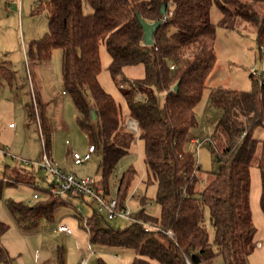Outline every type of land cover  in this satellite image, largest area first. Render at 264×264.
I'll return each instance as SVG.
<instances>
[{"label":"trees","instance_id":"1","mask_svg":"<svg viewBox=\"0 0 264 264\" xmlns=\"http://www.w3.org/2000/svg\"><path fill=\"white\" fill-rule=\"evenodd\" d=\"M214 4L222 14L220 27L232 30L236 20L254 27L261 53L264 15L256 6L264 0H40L35 10L47 13L49 32L29 45L27 59L46 62L54 50L62 51L65 93L72 97L79 112L77 123L100 157L94 188L108 198L116 196L123 206L137 172L130 168L122 175L115 195L111 194L110 178L136 140L144 145L148 186L157 184L155 202L160 212L150 214L143 197L134 217L160 230L146 231L143 224L130 222L125 229L117 228V222L97 211L87 220L90 244L132 249L137 255L132 264H248L256 232L250 208V169L258 147L264 213V140L254 137V130L264 127V78L254 79L251 74L253 89L249 92L217 88L211 93L210 104L221 114L209 140L218 169L208 172L204 183L199 163L186 148L198 124L195 108L217 61L218 26L211 20ZM163 5L167 18L156 31L154 44L147 46L140 19L148 23L164 19ZM86 7L91 10L87 12ZM102 43L112 58L110 74L137 123L138 134L126 129L122 107L99 82ZM139 65L144 67V76L130 80L125 69ZM13 78L10 64L1 63L0 87L3 80L12 86ZM26 108L28 127L37 124L39 117L50 157L53 135L45 114L32 104ZM221 136H226L223 150L215 141ZM15 168L16 175L5 179L9 185L20 183L22 175L30 179L37 175L34 169ZM43 191L44 198L33 206L12 203L13 213L32 223L41 218L52 220L59 204L84 199L75 196L60 201L47 189ZM207 209L213 240L205 226ZM7 231L8 226L0 222V264H13L1 244ZM58 252L63 258L62 248ZM97 264L107 263L98 259Z\"/></svg>","mask_w":264,"mask_h":264},{"label":"rangeland","instance_id":"2","mask_svg":"<svg viewBox=\"0 0 264 264\" xmlns=\"http://www.w3.org/2000/svg\"><path fill=\"white\" fill-rule=\"evenodd\" d=\"M39 1L0 0V65L4 62L9 63L14 76L12 86L3 80L0 87V144L9 147L10 153L18 158L28 161L42 160L43 151L37 124L31 127L27 124L26 106L32 104L35 110L44 112L49 119L53 134L50 157L61 169L75 174L78 178L96 179L100 162L97 154L83 165L75 166L73 163V153L81 155L86 153L89 137L77 123L79 112L72 97L65 93L62 51L54 50L52 58L46 62L27 59L29 45L49 32L47 13L35 11ZM85 10L89 12L91 9L86 7ZM256 10L260 15H264V4L257 5ZM221 18L222 14L214 4L211 9V20L218 26L215 43L217 61L208 78L203 97L195 108L198 124L191 131L190 141L186 147L200 165L199 175L202 183L206 181L208 172H216L218 169V161L211 151L209 140L221 114L210 104L211 93L217 88L251 91L253 79L250 75L261 72L264 64V56L259 52L254 27L242 20H236L234 29L227 30L219 26ZM100 56L102 72L99 82L122 107L126 129L138 134L137 123L131 119L124 96L110 74L112 58L105 43L100 46ZM124 72L130 80L142 78L144 67L142 65L128 67ZM254 79L260 78L255 76ZM10 124L14 127L9 128ZM199 136L204 144L198 148L191 139ZM254 137L264 140V127L256 128ZM215 141L219 150L225 148L226 136L218 137ZM260 154L261 148L258 147L250 169V208L256 232L249 248L248 264H264V213L260 205L262 180L258 169ZM144 157V145L136 140L129 154L119 162L110 178L111 194H116L122 175L130 168H134L137 175L129 195L136 187H138V195L129 205L133 211H138L141 199L146 197L147 204H152L147 206L148 212L157 215L160 212L155 202L157 184L148 186ZM15 167L30 169L5 155H0V182L4 181L0 198V222L8 226L1 244L11 257L12 263L81 264L84 258H88L90 244L83 221L90 218L94 211L99 212L97 204L91 207L93 200L88 197L83 200L74 198L65 204H59L52 220L41 218L35 223L22 221L13 213L10 205L19 203L33 206L38 202L34 200V195L38 194L40 199L44 198L43 190H46L50 183L55 182L56 178L49 171L37 168L34 179L22 175L20 183L9 185L5 179L16 175ZM38 183L41 187H37ZM61 224L71 228L74 235L55 233ZM115 224L117 228L122 229L129 226L126 221ZM205 226L213 240L214 231L210 225L208 209L205 211ZM258 243L261 247H258ZM90 246L95 256L89 258L88 264H97L98 259H103L107 264H132L137 256L132 249L107 248L92 244ZM60 248L63 250V258H60L58 252ZM118 255L121 256L120 259L117 258Z\"/></svg>","mask_w":264,"mask_h":264},{"label":"built area","instance_id":"3","mask_svg":"<svg viewBox=\"0 0 264 264\" xmlns=\"http://www.w3.org/2000/svg\"><path fill=\"white\" fill-rule=\"evenodd\" d=\"M166 18L167 17L165 15L163 21L166 20ZM261 53L264 56V47L261 48ZM252 75L258 78H264V64L261 72H255ZM38 119L39 117H37V125H38V132L40 135V144L43 151L42 160L28 161L26 159L18 158L10 153V148L7 147L5 144H0V155H5L14 161H17L18 163L22 164L25 167H30L29 170L31 169L36 170L37 168L38 169L41 168V169H45L46 171H49L53 175V177L56 178V181L50 183L47 187V190L49 195L57 200L68 201L70 197H75V196H82L84 198L88 197L93 200V206L97 204V206L99 207V212L103 213L110 222L126 221L130 223H140L144 225L146 231L160 230L157 226H152L150 224L143 223L142 221H139L134 217V214H136L138 211H133L129 203L133 198H135L138 195V187H136L135 190L132 192V194L128 196L123 206H120L116 196L108 198L104 195L102 190H96L94 188L93 186L94 180L92 177H86L81 179L78 178L75 174L66 172L65 170L61 169L60 166L53 160V158L49 157L48 153L46 152V142L41 124ZM9 127L13 128L14 125L10 124ZM192 141L194 144L198 145V148L204 144V141L201 139V136H199L198 138H194ZM95 153H96V146L89 138L88 149L84 155H81L79 153H73L72 159L74 165L80 166L89 162L93 158ZM37 187H41V185L38 183ZM34 200L39 201L40 196L38 194H35ZM151 205H152L151 203L148 204V206ZM87 220L88 218L84 219L83 227L88 235V241H89L90 229L88 228ZM55 233H60V234L63 233L69 236L74 235L73 230L63 224L59 225L57 230H55ZM166 234L172 239H175V235L172 231H168L166 232ZM258 247H261L260 243H258ZM88 252H89L88 258H84L81 264H88L89 258L95 256V252L91 249L90 244L88 246ZM117 258L120 259L121 256L118 255Z\"/></svg>","mask_w":264,"mask_h":264},{"label":"water","instance_id":"4","mask_svg":"<svg viewBox=\"0 0 264 264\" xmlns=\"http://www.w3.org/2000/svg\"><path fill=\"white\" fill-rule=\"evenodd\" d=\"M161 14L163 16L166 15V7L165 5L162 6ZM141 26L144 30V43L147 46H152L154 44V36L158 28L163 24V19L158 20L155 23H148L143 19H140ZM179 90V83L174 87V91L178 92ZM93 117L95 118L94 112H92Z\"/></svg>","mask_w":264,"mask_h":264},{"label":"crops","instance_id":"5","mask_svg":"<svg viewBox=\"0 0 264 264\" xmlns=\"http://www.w3.org/2000/svg\"><path fill=\"white\" fill-rule=\"evenodd\" d=\"M47 115L45 114V117H46ZM47 119V122H48V124H49V126H50V122H49V119H48V117L46 118ZM10 128V127H9ZM50 129H51V132H52V128H51V126H50ZM53 135V134H52ZM40 141V140H39ZM68 144V143H67ZM35 161V160H34ZM37 161V160H36ZM40 161V160H39ZM61 164H62V162H61ZM60 164V165H61ZM37 173V172H36ZM58 234H60V233H58Z\"/></svg>","mask_w":264,"mask_h":264},{"label":"bare ground","instance_id":"6","mask_svg":"<svg viewBox=\"0 0 264 264\" xmlns=\"http://www.w3.org/2000/svg\"><path fill=\"white\" fill-rule=\"evenodd\" d=\"M135 124V123H134ZM136 125V124H135ZM134 129H135V127H134Z\"/></svg>","mask_w":264,"mask_h":264}]
</instances>
